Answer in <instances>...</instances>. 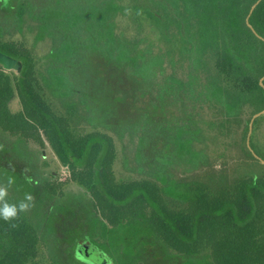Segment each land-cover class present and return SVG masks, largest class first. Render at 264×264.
<instances>
[{"label":"trees","instance_id":"obj_1","mask_svg":"<svg viewBox=\"0 0 264 264\" xmlns=\"http://www.w3.org/2000/svg\"><path fill=\"white\" fill-rule=\"evenodd\" d=\"M256 2L34 10L48 68L25 56L19 74L0 70V183L12 177L9 201L31 193L34 205L0 218V264H94L77 255L84 241L110 264H264V163L252 151L264 158V113L250 134L264 109V0L249 18L259 35L247 20ZM47 147L68 180L47 168ZM119 148L128 175L114 166Z\"/></svg>","mask_w":264,"mask_h":264},{"label":"flooded vegetation","instance_id":"obj_2","mask_svg":"<svg viewBox=\"0 0 264 264\" xmlns=\"http://www.w3.org/2000/svg\"><path fill=\"white\" fill-rule=\"evenodd\" d=\"M48 4L49 0H0V51L17 58L20 64L19 68L7 69L0 63L1 71L19 74L24 66L22 57H34V42H47L51 40L48 34L42 35L40 33L39 20L34 16V10H40L48 6ZM34 28L36 29L34 30ZM50 50L51 45L46 54V68L50 64ZM252 131L253 128L252 130L250 129V134ZM248 144H250V137ZM119 150L117 160H122V148H119ZM116 163L117 161L114 163V166ZM121 163L122 169L120 171L116 169L118 175H121L120 173L124 172V170L126 171L127 168L123 160ZM187 174L190 173H183L184 176H187ZM106 256L109 258L107 254Z\"/></svg>","mask_w":264,"mask_h":264},{"label":"rangeland","instance_id":"obj_3","mask_svg":"<svg viewBox=\"0 0 264 264\" xmlns=\"http://www.w3.org/2000/svg\"><path fill=\"white\" fill-rule=\"evenodd\" d=\"M146 27H148V25L146 24ZM36 28H34L35 30ZM51 45V40L47 41V42H38L35 41L34 42V58H35V62H36V68L38 70L39 73L45 72L46 71V54L49 51ZM11 109L14 112H19L22 109V104L21 101L19 99L18 94H16V96L13 98V100L10 103ZM46 152V159L48 162V167L50 169H56L57 170V179L59 181H66L70 178L71 174H70V169L63 165L60 164L57 156L53 153L52 149L50 147H47L45 149ZM121 159L117 160L116 163V169L117 170H121L122 169V163H121ZM48 170V169H47ZM125 173H128L127 171L124 170ZM78 188V186L74 185L73 186V190L76 191Z\"/></svg>","mask_w":264,"mask_h":264},{"label":"water","instance_id":"obj_4","mask_svg":"<svg viewBox=\"0 0 264 264\" xmlns=\"http://www.w3.org/2000/svg\"><path fill=\"white\" fill-rule=\"evenodd\" d=\"M262 0H257V2L252 6L249 16L247 18L249 25L253 28L254 32L259 35L257 33V31L255 30V28L252 26V24L250 23V16L252 14V12L254 11L255 7L261 2ZM261 37V36H260ZM0 63H2L4 65L5 68L7 69H13V68H19L20 64L18 63V59L5 53L0 51ZM261 84L264 86V77L261 79ZM264 113V109L262 111L257 112L251 120L250 123V129L252 130L253 128V124L255 119L262 115ZM250 145V144H249ZM251 147V146H250ZM252 149V148H250ZM253 153L255 154L256 157H258L263 163H264V158H262L261 156H259V154H257L253 149H252ZM77 255L81 258V259H85L90 261L91 263L94 264H110V258H108L106 256V254L101 251L96 245H94L91 242L88 241H84L82 243H80L77 246L76 249Z\"/></svg>","mask_w":264,"mask_h":264},{"label":"clouds","instance_id":"obj_5","mask_svg":"<svg viewBox=\"0 0 264 264\" xmlns=\"http://www.w3.org/2000/svg\"><path fill=\"white\" fill-rule=\"evenodd\" d=\"M14 184V179L9 177L6 183H0V218L5 221H13L19 217L22 212H27L34 205V196L31 193H25L24 198L18 203L10 202L9 190ZM12 227H16L12 224Z\"/></svg>","mask_w":264,"mask_h":264}]
</instances>
